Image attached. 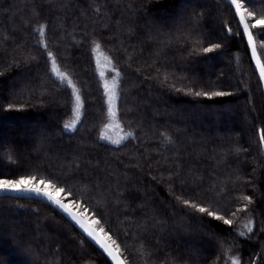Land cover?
Here are the masks:
<instances>
[{
    "label": "trees",
    "instance_id": "trees-1",
    "mask_svg": "<svg viewBox=\"0 0 264 264\" xmlns=\"http://www.w3.org/2000/svg\"><path fill=\"white\" fill-rule=\"evenodd\" d=\"M93 41L113 73L101 75ZM256 47L264 64V34ZM48 50L79 89L73 131V89ZM117 71V121L133 136L113 146L100 132ZM0 124L14 128L10 142L0 138V179H52L62 197L70 189L65 202L99 214L125 264H264V95L225 0H0ZM0 264L111 263L50 206L1 197Z\"/></svg>",
    "mask_w": 264,
    "mask_h": 264
},
{
    "label": "snow or ice",
    "instance_id": "snow-or-ice-1",
    "mask_svg": "<svg viewBox=\"0 0 264 264\" xmlns=\"http://www.w3.org/2000/svg\"><path fill=\"white\" fill-rule=\"evenodd\" d=\"M230 5L234 8L236 16L239 18V26L243 29V35L247 38L248 44L251 48L253 58L256 60V66L259 71V76L261 82H264V64L259 62V58L257 57V47H256V38L264 34V14H257L255 8L251 6V0H228ZM258 3L264 4V0H257ZM99 11V9H97ZM253 29H260V32L254 33ZM40 37L41 46L45 47L47 50V41L46 37V26L44 24H40L37 29H35ZM232 29L229 28V33L231 34ZM240 33H237L239 35ZM94 48L93 52H98L101 48L100 43L93 41ZM221 45L216 43L212 44L211 47H204L202 51L204 53H210L215 49L219 48ZM47 55L52 64V71L57 76V78L63 83L67 82L69 86L73 89V95L75 97V106L73 109L74 118L71 122H66L64 124V128L67 131H73L76 129L77 124L80 121L82 112L81 109L83 107L81 96L79 94V89L76 88L74 82L69 77V75L65 72L60 71L54 54L52 51L48 50ZM261 55H264L262 53ZM105 59H108L107 57ZM108 63L111 64V60H108ZM103 75V73H101ZM120 73L117 71L116 76H119ZM117 80L113 78L111 87L108 84H105V89L108 93V114L109 117L115 121L116 120V100H117ZM195 95H208L207 93L196 92ZM213 96H224L228 95V93L224 92H214L211 93ZM10 108L12 105L9 106ZM119 126V125H117ZM107 127V125H106ZM132 132H127L118 140H112L108 137H105L101 134L100 139H107L110 143L119 145L124 140L132 137ZM166 140L170 143L171 141L166 137ZM260 144L264 146V134L260 135ZM239 151V149L237 150ZM36 180L35 176H22L19 179H0V191H13V192H29L33 193L37 196H42L51 202L53 205L62 210L70 219L73 221L87 237H89L92 241H94L103 251L107 254L108 257L114 261V264H122V259L119 255L121 252V248L117 243V239L113 237L110 233V230H106L104 226H102V219L99 218V214L93 209L91 210V215H89L90 209L87 205L83 203V201L72 199L70 202L66 203L65 200L68 197H72L73 193L71 190H67V195L63 196L61 194L66 193V188L59 186L58 183L54 182L52 179H44L40 178L35 184L33 181ZM43 186V187H41ZM243 200L247 201L248 204L252 203V200L249 196L243 195L241 197ZM178 199H180L178 197ZM186 206H190L195 208L200 213H207V215L214 217L215 219L222 220L224 224L231 225L233 222L230 219L225 218L224 216L216 215L215 212L209 211L207 208L191 203L188 200H182ZM83 208V212L75 211L74 209ZM247 210V206L245 205V209ZM248 232H252V221L249 220L247 225H245ZM241 235H244L242 232ZM250 239V237H249ZM110 241V243H109ZM115 245V247H113ZM142 257L149 255L144 250L143 244H141L140 248L137 250ZM233 264H240V260L238 257L233 258Z\"/></svg>",
    "mask_w": 264,
    "mask_h": 264
},
{
    "label": "water",
    "instance_id": "water-1",
    "mask_svg": "<svg viewBox=\"0 0 264 264\" xmlns=\"http://www.w3.org/2000/svg\"><path fill=\"white\" fill-rule=\"evenodd\" d=\"M225 1L231 7V9H232V11H233V13H234V15H235L238 23H239V18L236 16L234 8L230 5V3L228 2V0H225ZM240 28H241L242 33H243L242 27H240ZM244 39H245V43H246L247 48H248V51H249V56H250V60H251L252 66H253V68H254L257 76H258V79H259V82H260V85H261V88H262V92H263V95H264V82H261V80H260L259 71H258L257 66H256V60L253 58L251 48H250V46L248 44V41H247V38L245 36H244ZM257 57L259 58V62L262 64V62L260 60V57L258 55V52H257ZM1 197H13V198H20V199H31V200H36V201L42 202V203L50 206L51 208H53L54 210H56L60 215H62L87 241H89L102 254H104L105 257L109 260V262L111 264H114V261H112L111 258L108 257L107 254L104 253V251L94 241H92L89 237H87L86 234H84L82 232V230L73 221H71V219L62 210H60L58 207H56L55 205H53L51 202H49L44 197L37 196V195H35L33 193H29V192L0 191V198ZM122 264H125L123 260H122Z\"/></svg>",
    "mask_w": 264,
    "mask_h": 264
},
{
    "label": "rangeland",
    "instance_id": "rangeland-1",
    "mask_svg": "<svg viewBox=\"0 0 264 264\" xmlns=\"http://www.w3.org/2000/svg\"><path fill=\"white\" fill-rule=\"evenodd\" d=\"M94 56H95L96 65H97V67L99 65L101 73H103V74L104 73L107 74L109 72L113 73L112 70L109 69L105 59L100 55L99 52H95ZM215 66H218V65L215 64ZM105 71H107V72H105ZM112 77L114 78L113 74H112ZM116 80H117V76H116ZM111 83H112V81L111 82L109 81V82H106L105 84H108L109 87H111ZM106 93H107V91H105V98H106V105H107V122H106L105 126L103 127V129L101 130L100 136H101V134H103L105 137H108V138H110L112 140H118V139H120L121 136H123L126 133V131L118 123L117 116H116V120L115 121H116V125H119V126L117 127V126L114 125V123H112V119L109 117V114H108V107H109V105H108V97H107L108 93H107V95H106ZM115 107H116V104H115ZM106 125H107V127H106ZM17 126H19V125L14 124V127L17 128ZM12 129H14V128L9 127V126L8 127L7 126H3L2 124H0V138H1L2 142H4V143L10 142L9 138H8V135H9L8 132L10 130L12 131ZM101 141H103V142H105L107 144L113 145V146H118L116 144L110 143L107 139L101 140Z\"/></svg>",
    "mask_w": 264,
    "mask_h": 264
}]
</instances>
